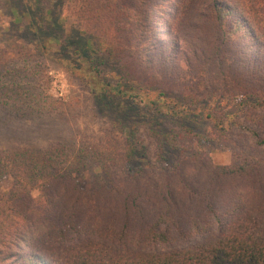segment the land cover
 <instances>
[{"label": "trees", "instance_id": "trees-1", "mask_svg": "<svg viewBox=\"0 0 264 264\" xmlns=\"http://www.w3.org/2000/svg\"><path fill=\"white\" fill-rule=\"evenodd\" d=\"M0 3L16 34L6 45L26 59L8 64L0 47V100L41 111L45 88L22 82L39 75L43 85L49 62L122 135L0 151V186L13 181L10 196L0 192V264H264V184H239L264 172V0ZM167 81L185 87L166 91ZM143 133L164 161L203 166L210 142L239 163L161 184L133 167L149 158ZM91 166L103 186L88 192L79 179ZM71 192L84 211L66 204Z\"/></svg>", "mask_w": 264, "mask_h": 264}, {"label": "rangeland", "instance_id": "rangeland-1", "mask_svg": "<svg viewBox=\"0 0 264 264\" xmlns=\"http://www.w3.org/2000/svg\"><path fill=\"white\" fill-rule=\"evenodd\" d=\"M13 25L11 17L0 3V47L12 52L7 56L8 64H12L13 62V64L22 68L25 65V55L23 54V57V55L15 53L11 47L6 45L10 38L16 36ZM37 60L32 59V64L36 70H39V67L37 68L39 61ZM45 63L43 85L40 81L38 83L39 75L36 76L35 80L26 78L25 82H22L23 84L26 83L30 89L33 88L34 92L36 84L42 91L45 88V94L43 91L44 103H42L44 106L41 107V111L27 114L25 109L22 110L13 106L14 99L5 98L0 100V151L16 149L46 151L50 147L58 145L79 148L87 143L108 139L121 140L122 135L114 128L110 118L98 109L88 88L52 63ZM138 74L141 75L144 82L148 84L152 83L151 73L138 68ZM183 87L185 86L167 81L164 88L166 91L179 93L183 91ZM16 104L18 105V103ZM143 138L150 147L149 158L141 161L142 163L138 162L134 164L133 167L136 169L140 165L144 166L145 173L147 174L146 178L161 184L173 182L181 184L183 176L185 178L188 176L192 177V182H194L199 175V169L203 170L201 171L202 177L204 173L210 175L211 171L213 172V166L210 165V162L212 165L228 167L239 163L230 148L210 142L205 143L201 148V151L205 154L203 166L185 164L179 154L173 153L164 161L160 155L161 148L144 133ZM175 165H179L182 168L181 172L175 170ZM126 174L128 173L126 172ZM122 176H124L123 172ZM205 178L203 177L202 180H205ZM79 182L82 189L88 192H92L103 186L100 171L95 166H91L80 177ZM239 184H264V172L257 173L253 179L242 181ZM141 185L149 184H145L144 182ZM12 188L13 181L8 179L0 186V192L6 196H10ZM77 201L74 192H71L65 199L69 207H76L77 212L84 211L86 207L83 204L77 203ZM89 212L83 214V216H86V219L89 217ZM93 221L95 222V220ZM218 227L219 225L217 224L212 229H217ZM183 244L181 243V245Z\"/></svg>", "mask_w": 264, "mask_h": 264}]
</instances>
